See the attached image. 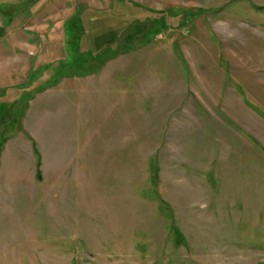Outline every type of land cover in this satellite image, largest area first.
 <instances>
[{
  "label": "rangeland",
  "instance_id": "rangeland-1",
  "mask_svg": "<svg viewBox=\"0 0 264 264\" xmlns=\"http://www.w3.org/2000/svg\"><path fill=\"white\" fill-rule=\"evenodd\" d=\"M0 264H264V0H0Z\"/></svg>",
  "mask_w": 264,
  "mask_h": 264
},
{
  "label": "crops",
  "instance_id": "crops-1",
  "mask_svg": "<svg viewBox=\"0 0 264 264\" xmlns=\"http://www.w3.org/2000/svg\"><path fill=\"white\" fill-rule=\"evenodd\" d=\"M80 76H72V77H66V78H79Z\"/></svg>",
  "mask_w": 264,
  "mask_h": 264
}]
</instances>
